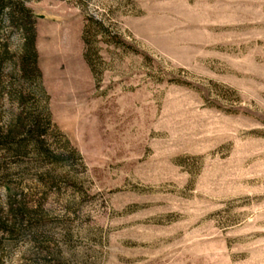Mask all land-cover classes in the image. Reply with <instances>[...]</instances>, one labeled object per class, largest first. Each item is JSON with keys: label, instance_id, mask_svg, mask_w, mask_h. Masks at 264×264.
<instances>
[{"label": "rangeland", "instance_id": "374dc122", "mask_svg": "<svg viewBox=\"0 0 264 264\" xmlns=\"http://www.w3.org/2000/svg\"><path fill=\"white\" fill-rule=\"evenodd\" d=\"M0 264H264V0H0Z\"/></svg>", "mask_w": 264, "mask_h": 264}, {"label": "trees", "instance_id": "16d2710c", "mask_svg": "<svg viewBox=\"0 0 264 264\" xmlns=\"http://www.w3.org/2000/svg\"><path fill=\"white\" fill-rule=\"evenodd\" d=\"M33 39H34V36H33V34H31L30 37H28L27 41H26V47L29 48L31 53H32V58L30 57V59H32V61H34V58H35L34 49H33Z\"/></svg>", "mask_w": 264, "mask_h": 264}]
</instances>
